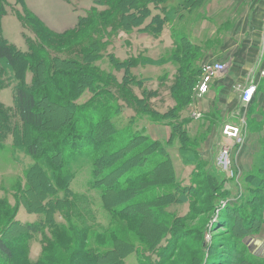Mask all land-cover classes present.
Instances as JSON below:
<instances>
[{"label":"trees","instance_id":"1","mask_svg":"<svg viewBox=\"0 0 264 264\" xmlns=\"http://www.w3.org/2000/svg\"><path fill=\"white\" fill-rule=\"evenodd\" d=\"M5 1L0 3V62L6 63L7 68L3 71L13 77L14 83L10 84L13 106L6 107L0 101V149H9L13 154L22 152L32 162L11 186L15 203L8 196L0 198V264H126V259L133 254L138 264H169L173 248H178V239L192 234L184 227L174 229V225L184 219L195 220L202 211L200 205L205 198L213 199L211 208L215 210L221 199L230 195L224 187L226 178L217 175L212 165L206 166L203 161L191 157L186 164L196 165V171L192 173L190 183L175 180L176 167L165 145L177 134H184L190 120L164 121L165 115L179 109L176 106L165 113L150 108L149 98L158 91H149L145 78L138 77L133 71L141 63H147L141 60L144 59L142 54L123 61L109 54L114 69L123 71L122 79L118 80L113 72L105 71L95 63L105 57L102 51L107 45L101 49V42L106 44L104 37H95L89 49L82 51L84 62L88 61V64L54 56L44 40L59 45L73 36L72 46H81L87 38H94L107 26H112L113 31L125 30L126 34L138 28L159 36L165 23L175 19L177 8L170 7L168 0H107L108 13H102L104 15L99 18L91 12L80 19L76 29L57 36L28 11L25 0H19L23 12L16 10V14L25 29L31 26L35 33V38L28 39L29 51L22 52L3 37L1 18L5 13ZM183 1L193 3V0ZM171 32L173 48L179 52H197L202 46L192 42L185 31L172 29ZM74 38L78 42H73ZM186 60L190 72H184L179 58L181 65L171 87L177 105L184 100L191 102L201 75L199 64L190 58ZM28 72L32 75L31 82L26 78ZM101 74L109 75L112 82H103ZM183 75L191 76L185 86L181 81ZM167 77L165 74L162 79ZM2 84L3 79L0 87ZM178 87H185V91L178 94L175 92ZM134 88L142 90L141 97L132 96ZM87 91L93 96L78 103ZM99 100L102 102L98 103ZM45 102L52 108L48 119L49 111L42 105ZM124 107L132 108L135 115L120 126L117 119ZM57 109L62 110V115L56 112ZM144 117L171 126L172 134L167 143L152 140L135 129L136 121ZM9 138L12 142L6 146ZM260 165L259 174L262 175L246 177L250 185L261 183L254 189L259 194L264 191V164ZM83 168H86L87 188L99 194L101 205L110 213L111 220L103 232L94 228L98 222L95 212L89 208L91 197L72 187ZM3 191L9 193L6 187ZM247 197L248 193L238 188L235 206L226 205L227 214H223L222 222L228 229L233 227L241 234L237 237L233 259H239L240 263L264 264V258L252 253L243 241L248 235H257L264 230V217H258L254 212L251 218L238 217L241 208L236 207V202ZM257 201L260 200H250L248 204ZM183 204L188 205L187 215L178 216L172 207ZM21 205L28 212L39 215V220L20 222L17 217ZM263 209L262 205L260 210ZM120 219L127 222L137 237L145 240L144 245L115 233L112 226ZM256 220L259 223L254 227ZM139 221L150 222L148 232L140 229V223H143ZM89 230H95L105 240L100 241L95 234V238H89ZM38 235L43 241L42 251L39 258L32 261L30 243ZM168 235L171 236L168 247L162 251ZM152 236L155 241L150 240ZM204 246L202 241L201 251ZM56 248L60 251H52ZM156 255L161 259L156 261Z\"/></svg>","mask_w":264,"mask_h":264},{"label":"rangeland","instance_id":"2","mask_svg":"<svg viewBox=\"0 0 264 264\" xmlns=\"http://www.w3.org/2000/svg\"><path fill=\"white\" fill-rule=\"evenodd\" d=\"M28 1L29 0H27L26 2V8L30 13H32V15H34L39 20H41V17L36 13L35 9L41 10L42 13L47 17H51L52 13L54 15L57 14L58 16H60L62 12V7L57 4H60L61 0H31V6L29 5ZM171 1L172 3H174V5L176 4L174 6L175 8H177L175 11H178L174 15L175 19L172 22L165 23V32H163L159 36H152V34H150L149 32L140 31L138 30V28H134L130 33L126 34L125 30L118 29L117 31H113L111 29L112 26H107L100 30V34H95L94 38L90 40L87 38L81 46H72L71 40L73 36L71 39L65 42L61 40L63 41V43H60L59 45H54V43L47 42L46 40L44 41L48 46L47 48L52 51L54 56H59L61 58H71L75 59L76 61L82 62V64H88V61L84 62L85 60L83 59V56L81 54L82 51L85 49H89V47L92 45V40L96 39L95 37H104V42L106 44H103L101 42V49L102 47L104 48V46L107 45L106 49H103L102 51L105 57L104 59L96 61L95 63L101 69L108 72H113L117 76V78H119V80L122 79L123 71H117L114 69V66L112 65V63H110L109 54L115 55L114 51L117 52L120 49H122L123 52H120V50L118 52L119 54L124 53L125 55L127 52H129V55L133 54L134 56L142 54L144 59L141 60L143 62L146 61L147 63H141V65L135 67L133 71L138 77L142 76L143 78H145V86L149 91H158L155 96L149 98V103L151 106L150 108L152 109L153 107L154 109L165 113L168 109H171L173 108V106H176L179 109L172 110V112L168 114L169 117L165 115L163 117L164 121L174 122V120H190L187 131L184 134H177L170 144L165 145L166 150L171 153L174 165L176 167L177 178L175 180H179L180 182L183 181V184L188 183V180L187 182H185L189 170L187 167H185L186 165H188L186 164L187 160L191 157L197 158V160H199L200 162L203 161L206 166L207 164L212 165L213 170L217 175H223L224 177H228V179L231 178L230 180L233 179V183H235L238 188L244 190L245 193H248L247 198H243L239 200V202H236V207L241 208L238 217L244 216L245 219L247 217L251 218L250 215L252 212H254V214H256L258 217H264V209L260 210L262 205L264 208V191H261V194H259L257 193L258 191L254 190L261 183L254 182L253 185H250L246 181V177L250 174H255L256 176L262 175L259 174V166H261L260 164H264V136H262L261 138L254 137V133L249 132H255L260 128L262 129V127L253 123L251 124L247 118V115L241 116L239 118V121H241L242 119L244 123L242 128V135L244 139L241 143L236 144L230 150L231 164L228 167L221 166L217 163V156L220 151H222V146L224 145V143L231 142V139L225 137L223 131L221 134V125L217 123L218 120L216 119V117H214L213 115H208L205 118L201 114L195 115L190 111L192 103H194L195 101L194 95L196 94L195 88L197 85L195 86L193 94L191 95V102L184 100L180 103V105H177L175 99L172 96L171 87L174 83V77L178 72L177 70L181 65L179 63V58L184 68V72L187 73L190 71L188 69L186 59L190 58L195 61V63H198L201 61L200 59H202L203 55H207V49H198L197 52L187 53L177 51V49L173 48L174 43L171 30L179 29L182 32H188L196 39V41H198L197 36H199V34L204 30L202 28V25L201 28L199 26L201 20L204 17L205 19H210L207 15L209 11L207 6L208 0H193V3H191V1L188 3H185L184 1L180 3H176L175 0ZM44 4H46L48 7H51L53 12H49L48 7H45ZM97 4L100 6V8H93L91 10L96 17L100 18L105 13H108L110 6L108 5L107 0H101V2H98ZM167 4L170 5L169 0L167 1ZM159 5H161V3H159ZM171 6L173 5L171 4L170 7ZM12 7H18L17 9H19L20 12H23V6L19 3V0L5 1V13L1 18L3 37L7 39L9 43L15 45L18 50L22 52H28V38H35V33L31 26H27L25 30V27H23L19 16L15 12H13ZM99 24L100 22L93 26L91 25L89 29H92L93 27H96ZM223 26H227V24H223ZM111 34L114 35L109 37V35ZM124 36H129L128 39H131L130 41H126V39H124L125 42L128 44H125V42L123 41H121V43L117 42V39H122L124 38ZM108 37L110 38V40L108 39ZM113 38H115V41L112 40ZM201 38L203 39L201 42H204V39H206L204 38V36L202 37V35ZM73 42H78L77 38H74ZM110 43H112L111 47L109 45ZM69 44L70 46L68 47ZM181 56L183 57L182 59ZM5 64L4 62H0V80H4V84H2L0 87V101L6 107H11L13 106V89L10 84L12 82L14 83V80L13 77L9 76L8 72L3 71V68H7L5 67ZM165 74H167L168 77L166 79H162ZM199 76L201 78V75ZM26 78L29 82H31L32 75L30 72L27 73ZM100 79H102V81L105 83H107L106 81H108V83L112 82V78L106 74H101ZM182 80L185 86L187 82L191 80V76L189 77L188 75L187 77H184L183 75L181 81ZM198 82L196 83L198 84ZM105 87L106 85L104 86V88ZM179 88L180 87L175 90V92H177L178 94L181 93V91H185V87H181L180 89ZM134 89L135 93L132 92V96L135 98L141 97L142 90L139 88ZM92 96L93 94L87 91L79 99L78 103H84L89 100ZM101 102L102 100L98 101V103ZM42 105L47 111H49L46 115L48 119L49 113H52V111H50V109L52 108L46 102ZM247 107L248 106H245L243 108L242 113H246V111L248 110ZM57 110L56 112L62 115V110ZM134 115L135 111L133 109L129 107H124L122 110V115L117 119V122L120 126H123L128 122L130 117ZM160 116L162 117V115ZM140 119H142L139 122L140 125L149 122V119L147 117ZM247 140L249 142L252 141V144H254L256 141V145H258L259 141V151L255 154L254 163L252 165L251 170L249 172L242 173V175L240 174L241 172H238L239 170L236 167L235 157L239 148L242 146V144L246 143ZM10 142H12V140L9 138L6 141V146ZM211 144L215 146L216 155L213 156V158H215V161L210 160V162H208L206 159L204 160L203 154L205 150L210 147ZM216 145L218 146V148L216 147ZM4 149H0V198L8 196L10 201L12 203H15L16 199L13 195V190L11 186L15 183L19 176L23 175V170L28 167V165H30L32 160L30 157L26 156L22 152H17L16 154H13L9 149ZM182 152H184V154H182ZM260 160L262 162L258 163V161ZM86 180V168H83L80 172H78L77 177L72 184V187L77 192L85 193V195L91 197V200H89L90 203H88L90 205L89 208H91L95 212L96 221L98 222V225L94 228L103 232L106 230V226L111 220L110 213L104 210L103 206L101 205L99 200V194L96 191L89 190L87 188ZM225 182V184H229L227 180ZM3 187H6L9 193L6 194V192L3 191ZM249 190H252L253 192H250ZM218 193H221V191H219ZM257 194L259 196H257ZM257 199L260 200L257 201L259 203L255 202L251 205L248 204L250 200L255 201ZM227 202L230 203L231 201L223 197L219 202L218 207H216V209L214 210L213 208H211L213 199L205 198L203 205H200L202 211L197 214L195 220L184 219L183 221L176 222V224L174 225V229H182L184 227L187 230H191L192 234L187 238L178 239V248H173L172 252L174 253L172 259L169 260V264H248L240 263V260L237 258L233 259L234 248L238 244L237 237H239V235L241 234H238L240 232L238 230H235L233 227L228 229L226 226H224L225 223L222 222L224 218L223 214H227V212H225L224 210L226 206L223 207V203ZM229 203H227L226 205H228ZM230 206H235V203L230 204ZM172 209L174 210L175 214L177 213L178 216H184L187 215L188 205L183 204L179 206H173ZM39 217L40 216L37 214L28 212L27 209L23 205H21L17 219L22 223H31L39 220ZM59 220H61L60 217ZM140 222H142L143 224H141ZM139 223L140 229L142 231L143 229L145 230V232L149 231V221H139ZM258 223V220L254 221V227L257 226ZM112 228L115 230V233L117 235L125 239L136 240L137 242L143 245L145 243L144 239H140L133 233V231L128 227L127 222L124 220H118L116 224H113ZM94 234L98 238L100 237V241L103 242L105 240L103 235H99L97 232H95V230H89L87 236L89 238H95ZM163 235L164 234H162V236ZM13 236L14 234L12 233L10 235L11 240ZM170 237L171 236L168 235L163 241L164 249H162V251H165L167 249V241ZM150 240L155 241V236L150 237ZM202 241H204L205 246L203 247L204 249L202 248L201 251L200 244L202 243ZM243 241L249 246V249L252 253L264 258V230L257 235H248L243 239ZM42 245L43 241L41 240L40 235L32 239L30 243V257L32 261H36L41 255ZM52 251L57 252L60 250L56 248ZM160 259L161 258L158 255L155 256L156 261ZM126 264H138V261L136 260L134 254L126 259Z\"/></svg>","mask_w":264,"mask_h":264},{"label":"crops","instance_id":"3","mask_svg":"<svg viewBox=\"0 0 264 264\" xmlns=\"http://www.w3.org/2000/svg\"><path fill=\"white\" fill-rule=\"evenodd\" d=\"M169 1L170 5H174L171 0ZM175 1L180 3L183 0ZM26 2L27 0H25ZM28 3L31 6L32 1L29 0ZM97 3V0H61L60 4L57 3L62 7L60 16L54 15L52 8L44 4L52 16L47 17L41 10L35 9L41 17V20L36 19L53 34L63 35L76 29L80 19L91 13V9H99L100 6ZM207 6L209 10L207 15L211 21L205 17L201 20L199 26L201 28L202 25L204 30L197 36L198 41L190 33L187 32V34L192 42L202 45L200 49H207V55H203L201 61L198 62L200 68L207 61L224 62L228 67L224 73L213 80L208 93L199 95L196 92L195 101L192 103L190 111L195 115L201 114L205 118L208 115L216 117L217 123L221 125V134L224 125L236 124L241 116L247 115L251 124L262 127L255 132H249L254 133V137L261 138L264 136V75L261 73L264 71V0H208ZM12 8L15 13L16 10L20 11L17 9L18 7ZM223 24H227V26H223ZM201 35L206 38L204 42H201L203 40ZM128 37L124 36L122 39H117V42H125L124 39L130 41L131 39ZM115 38L112 40L115 41ZM125 44L128 43L125 42ZM109 45L111 47L112 43ZM120 50L123 52L122 49ZM119 51H114V54L121 61L134 56L133 54L129 55L127 51L125 55L124 53L119 54ZM252 82L257 87L254 99L250 104H244L242 101L243 91ZM245 106H248V110L244 114L242 111ZM141 120L139 118L135 123L137 131L164 144L169 141L172 134L170 125L151 120L140 125ZM216 147L218 148L217 145ZM258 151L259 141L258 145H256V141L252 144V141L249 142L248 140L242 144L235 157L236 167L238 172H241L240 174L251 170L255 154ZM203 155L204 160L215 161L213 158L216 155L215 146L211 144ZM185 167L189 169L185 182L188 180L190 183L191 175L196 171V165L188 164ZM225 178L229 183L225 184L224 187L230 192L227 198L231 201L228 202L230 205L237 200L235 195L238 192V187L233 183V179Z\"/></svg>","mask_w":264,"mask_h":264},{"label":"built area","instance_id":"4","mask_svg":"<svg viewBox=\"0 0 264 264\" xmlns=\"http://www.w3.org/2000/svg\"><path fill=\"white\" fill-rule=\"evenodd\" d=\"M228 65L219 61H207L201 65V78L196 86V92L199 95H204L210 90L213 80L227 70ZM264 75V71L261 72ZM256 85L254 82L250 83L243 91L242 101L244 104H250L255 96ZM243 120L236 124H226L223 127V134L225 137L231 139V142H226L222 146V151L217 156V163L221 166L228 167L231 164L230 150L243 141L242 135ZM227 203H223V207Z\"/></svg>","mask_w":264,"mask_h":264}]
</instances>
